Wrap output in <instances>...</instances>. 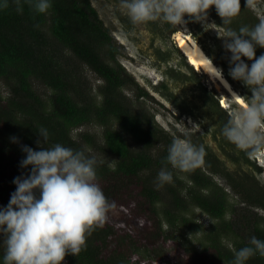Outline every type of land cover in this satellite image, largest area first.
Segmentation results:
<instances>
[{"label":"trees","instance_id":"trees-1","mask_svg":"<svg viewBox=\"0 0 264 264\" xmlns=\"http://www.w3.org/2000/svg\"><path fill=\"white\" fill-rule=\"evenodd\" d=\"M240 3V13L228 25L223 24L214 6L208 10L223 34L229 28L238 31L241 26L251 28L259 22L260 18L251 8H246L245 1L240 0ZM118 18L126 33L131 34L133 23L121 15ZM185 20L193 28H200L201 22L187 16ZM145 23L151 33L167 35L170 40L171 46L160 55L162 61L175 52L193 69L170 38L177 32V26L159 20ZM189 33L215 66L220 69L226 66L228 52L223 47V34L212 37L219 51L215 58L194 31ZM157 52L161 51L157 49ZM119 53V44L90 0H52L51 8L42 14L27 4L23 5L22 14L18 13L15 4L9 0V6L0 10V83L6 89V95L0 92V206H7L16 190L14 178L30 171V166L29 169L20 167V161L26 157L22 146L41 150L37 140L43 145V138L38 132L44 128L49 133L48 141L43 145L46 148L59 143L95 157L88 148L96 147L114 158L113 164L109 165L95 157L96 182L114 207L107 212L102 226H93L86 234L80 252L76 255L67 253L61 264H140L138 253L149 255L163 240L174 243V261H157L155 264H230L234 252L248 245L252 236L264 240V216L258 211L264 212V183L251 173L230 170L209 145L196 141L193 132H180L174 128L178 136L203 146V162L185 172V179L180 177L177 169L167 165L173 179L161 186L157 174L165 166L168 147L176 137L161 128L146 110L132 108V102L122 94L123 88L131 84L135 86V100L151 96L117 61ZM261 54H264V48L257 47L256 57ZM78 63L88 66L101 80L94 94ZM193 74L197 75L198 71L193 69ZM222 75L245 101L246 97L235 86L232 77L223 69ZM37 84L49 90L46 99L38 94ZM148 84L175 104L162 91L163 83L148 81ZM203 90L208 93L206 87ZM209 95L206 101L220 117L222 131L231 116L220 105L218 97ZM175 106L185 113L179 105ZM91 122L101 126V142L95 143L94 137L86 134L72 135L73 128ZM13 137L17 142H13ZM129 139L137 148L131 147ZM220 141L229 142L222 133ZM220 141L224 153L235 161L232 150L235 145L226 150V145ZM253 148L239 149V152L253 170L260 173L261 167L255 161H248ZM212 175L224 179L229 190L237 196V203L242 205L240 208L229 203L227 191ZM194 206L209 219H216V223L203 229L189 215L190 207ZM226 214H231L232 218L226 219ZM187 231L202 232L200 249ZM3 239L0 235V243ZM223 240L229 241L231 246ZM4 251L0 244V260ZM246 264H264V257L257 254Z\"/></svg>","mask_w":264,"mask_h":264},{"label":"clouds","instance_id":"clouds-1","mask_svg":"<svg viewBox=\"0 0 264 264\" xmlns=\"http://www.w3.org/2000/svg\"><path fill=\"white\" fill-rule=\"evenodd\" d=\"M11 2L21 14L24 4L41 14L52 5V0ZM119 3L133 24L159 20L178 26L188 22L185 16L203 23L214 6L223 24L228 25L241 11L240 0H119ZM8 6L9 0H0V10ZM245 6L255 9L256 0H245ZM222 38L224 49L231 54L229 76L242 81L251 92L245 106L234 111L225 123L222 135L241 150L257 146L252 154L264 170V150L260 152L264 148L259 147L264 145V54L256 57V48H264V18L251 28L241 26L238 31L229 28ZM242 57L252 61L251 65ZM210 64L214 77L223 80L222 69L214 67L211 61ZM38 135L46 144L47 129H39ZM12 140L17 142L15 137ZM37 145L41 150L22 146L26 157L20 161V167L30 166V171L14 178L16 190L7 206H0V235L4 237L0 244L5 249L0 264H61L67 253L80 252L86 234L93 226H102L107 212L114 207L96 182L95 157L59 143L46 148L37 140ZM203 157V146L174 139L157 181L161 186L172 181L173 174L167 165L187 172L199 167ZM257 254L264 257V240L252 236L248 245L234 252L230 264H246Z\"/></svg>","mask_w":264,"mask_h":264},{"label":"rangeland","instance_id":"rangeland-1","mask_svg":"<svg viewBox=\"0 0 264 264\" xmlns=\"http://www.w3.org/2000/svg\"><path fill=\"white\" fill-rule=\"evenodd\" d=\"M92 5L96 8L100 19H102L104 25L111 31V35L115 41L119 44L120 53L116 56L117 61L125 68L130 76L141 86L146 88L151 95L150 97H144L140 100H135L134 96V85L128 84L123 90L122 94L132 102V108L143 109L152 114L155 122L164 130L173 134L176 139H184L178 136L177 131L180 132H193L197 140H201L203 144H207L210 148L223 160L225 166L230 170H236L239 172H246L253 174L261 183H264V174L254 171L255 169L251 167L243 155L239 152V149L235 146L234 154L236 155L235 161L224 153V150L219 145L221 140L220 130V117L212 111L208 99V95L213 97H218L220 105H222V100H224L226 110L230 116L232 113L240 108L239 104L235 103L228 94L220 87L210 80L208 75L203 72L198 71L197 75L193 74V69L185 65L182 58L175 52H172L171 57L162 61L160 55L162 51L168 49L171 46L170 40L167 37L160 36L159 34L151 33L148 28L145 27L146 23L133 24V29L130 30L131 34H127L124 29L121 20L118 18L119 15L128 18L126 11L121 9L119 0H90ZM245 1V0H244ZM253 12L261 19L264 18V0H256L255 9L251 8ZM178 30H183L189 33L190 30L194 31L198 36L199 40L204 46L208 48L211 53H214L215 58L219 56V51L213 43V36L223 34L221 27L217 26L210 15L207 13V19L205 22L201 23L200 28L191 26L188 22L184 25H178ZM190 34V33H189ZM173 35L170 36L171 39ZM198 42V41H197ZM157 49L161 52L158 53ZM228 54V55H227ZM230 53H226V66L222 69L227 74L229 73V57ZM243 59V57H242ZM245 60V59H244ZM246 63H248L245 60ZM82 73L85 75L86 80L92 88L93 94L96 92L97 85L101 83V80L92 73L88 66L82 63H78ZM251 65L250 63H248ZM195 70V69H194ZM172 71V72H169ZM229 75V74H228ZM148 81L152 84L163 83L165 86L162 88L165 94H168L172 101L179 105L185 113H181L182 110L177 108L175 104L170 103L160 93L155 92ZM235 86L241 91V93L246 97L251 95V92L243 84L242 81L234 80ZM206 87V93L203 90ZM36 90L39 95L46 99L49 94V90L42 84L36 85ZM0 92L2 95H6L5 86L0 83ZM209 95V96H210ZM98 98V97H97ZM245 99V101H246ZM178 114L179 117L176 118L175 115ZM176 129L173 131V129ZM215 133V134H214ZM83 134L87 136L94 137V141H102V128L100 125L91 122L87 124L80 125L72 129V135L74 137H80ZM131 147L137 148L129 139ZM224 143L223 141H220ZM226 146L224 149H231L233 143H224ZM257 146H254V151H256ZM260 150L264 145L259 146ZM90 149V153L93 154L98 160L112 165L114 158L110 155L102 153V151L95 148ZM252 149V148H251ZM262 149L260 152L263 153ZM257 155L261 156V154ZM254 155L250 154V159L248 161H255ZM254 169V170H253ZM180 172V177L185 179V171ZM264 171L261 169V172ZM213 179L218 185L225 188L228 193V201L234 208H240L242 205L237 203V196L234 192L229 190L228 186L222 177L217 175H212ZM261 215L264 213L258 210ZM189 215L197 222L203 226V229L209 227L216 223V219L211 220L208 218L204 212L194 206L190 207ZM226 219H231V214H226ZM192 237L193 242L200 249V237L202 232H190L187 231ZM228 246L230 242L223 240ZM154 251H150L145 255L141 251L138 253L140 259V264H155L160 261L171 262L174 261L173 256H175L176 250L174 243L171 240H163L155 246Z\"/></svg>","mask_w":264,"mask_h":264},{"label":"bare ground","instance_id":"bare-ground-1","mask_svg":"<svg viewBox=\"0 0 264 264\" xmlns=\"http://www.w3.org/2000/svg\"><path fill=\"white\" fill-rule=\"evenodd\" d=\"M173 40L175 41L183 55L186 57L188 63L195 70L201 71L208 75L210 80H212L216 84V86L222 88L228 94L229 97L234 99L240 106H245V101H243V99L238 95V93H236L231 88L229 82L224 77L223 80L214 77V74L211 71V64L209 58L205 55V53L202 51L196 41L191 37V35H189L188 32L178 30L173 34ZM212 65L216 67L213 63ZM233 93L236 96H233ZM222 104H225L224 100H222Z\"/></svg>","mask_w":264,"mask_h":264},{"label":"water","instance_id":"water-1","mask_svg":"<svg viewBox=\"0 0 264 264\" xmlns=\"http://www.w3.org/2000/svg\"><path fill=\"white\" fill-rule=\"evenodd\" d=\"M173 35V34H172ZM173 38V37H172Z\"/></svg>","mask_w":264,"mask_h":264}]
</instances>
